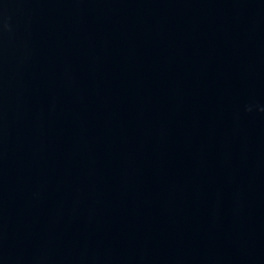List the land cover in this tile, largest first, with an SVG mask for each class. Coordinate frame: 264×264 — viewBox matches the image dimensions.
I'll return each mask as SVG.
<instances>
[{
    "label": "water",
    "instance_id": "water-1",
    "mask_svg": "<svg viewBox=\"0 0 264 264\" xmlns=\"http://www.w3.org/2000/svg\"><path fill=\"white\" fill-rule=\"evenodd\" d=\"M0 264H264V0H0Z\"/></svg>",
    "mask_w": 264,
    "mask_h": 264
}]
</instances>
